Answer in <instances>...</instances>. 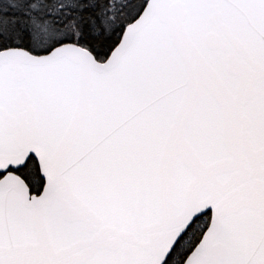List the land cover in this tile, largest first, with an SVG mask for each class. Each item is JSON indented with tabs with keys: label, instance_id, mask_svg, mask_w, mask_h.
Returning a JSON list of instances; mask_svg holds the SVG:
<instances>
[{
	"label": "snow or ice",
	"instance_id": "1",
	"mask_svg": "<svg viewBox=\"0 0 264 264\" xmlns=\"http://www.w3.org/2000/svg\"><path fill=\"white\" fill-rule=\"evenodd\" d=\"M0 264H264V0H0Z\"/></svg>",
	"mask_w": 264,
	"mask_h": 264
}]
</instances>
